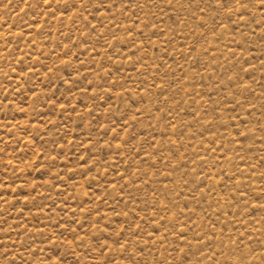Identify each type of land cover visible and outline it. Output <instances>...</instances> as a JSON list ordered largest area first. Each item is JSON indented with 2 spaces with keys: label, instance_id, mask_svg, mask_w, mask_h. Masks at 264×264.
Instances as JSON below:
<instances>
[{
  "label": "rangeland",
  "instance_id": "374dc122",
  "mask_svg": "<svg viewBox=\"0 0 264 264\" xmlns=\"http://www.w3.org/2000/svg\"><path fill=\"white\" fill-rule=\"evenodd\" d=\"M0 264H264V0H0Z\"/></svg>",
  "mask_w": 264,
  "mask_h": 264
}]
</instances>
